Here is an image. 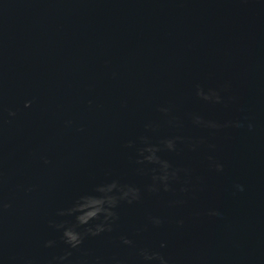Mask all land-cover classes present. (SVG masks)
I'll return each mask as SVG.
<instances>
[{
    "label": "water",
    "instance_id": "1",
    "mask_svg": "<svg viewBox=\"0 0 264 264\" xmlns=\"http://www.w3.org/2000/svg\"><path fill=\"white\" fill-rule=\"evenodd\" d=\"M0 264H264V0H0Z\"/></svg>",
    "mask_w": 264,
    "mask_h": 264
},
{
    "label": "clouds",
    "instance_id": "2",
    "mask_svg": "<svg viewBox=\"0 0 264 264\" xmlns=\"http://www.w3.org/2000/svg\"><path fill=\"white\" fill-rule=\"evenodd\" d=\"M242 190V189H241Z\"/></svg>",
    "mask_w": 264,
    "mask_h": 264
}]
</instances>
